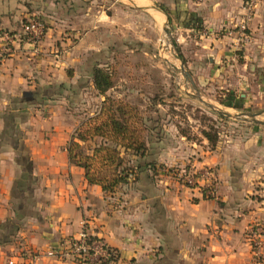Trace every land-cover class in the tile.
<instances>
[{
  "label": "crops",
  "instance_id": "1",
  "mask_svg": "<svg viewBox=\"0 0 264 264\" xmlns=\"http://www.w3.org/2000/svg\"><path fill=\"white\" fill-rule=\"evenodd\" d=\"M96 1L0 0V46L1 35L19 33L25 20L45 23L37 46L9 43L0 64V264H77L44 253L82 222L117 253L110 264H264V247L253 250L247 235L257 224L264 230V142L252 128L212 149L176 127L153 129L136 181L113 196L68 161L78 124L71 107L94 91L103 51L97 27L111 17L110 7L92 8ZM146 1L164 5L181 51L190 34L199 36L189 64L195 84L249 96L252 77L264 70V0H250L242 62L231 30L248 0ZM173 167L212 169V198L182 187L167 173Z\"/></svg>",
  "mask_w": 264,
  "mask_h": 264
},
{
  "label": "rangeland",
  "instance_id": "2",
  "mask_svg": "<svg viewBox=\"0 0 264 264\" xmlns=\"http://www.w3.org/2000/svg\"><path fill=\"white\" fill-rule=\"evenodd\" d=\"M135 6L161 7L162 9L164 7V5L154 2L151 4L146 0H97L92 8H111L108 12L105 10L111 16L108 25H106L108 22L106 19V22L100 23L97 27L103 51H101L99 59L100 65L96 68L109 73L113 81V87L107 91L106 95L135 108L141 118L143 141L150 139L154 134L157 135L153 129L172 126L180 131L179 134L182 132L183 137L197 144L205 139L202 132H208L211 136L216 137V145L219 140L245 138L249 132L252 133V128L256 131L257 136H254L258 138L259 145H262L264 125L253 123L249 121L248 117L234 120L218 116L191 95L199 96L206 103L231 115L258 114L256 120L264 122V70L256 72L252 77L249 96H246L247 102L246 98H240L237 94L230 95L224 90L220 91L207 84H195L191 74L195 73V70L191 69L189 64L190 56L193 55L191 51L195 47L193 41L197 40L199 36L192 37L190 34L187 41L191 43L181 51L179 41H177L178 36L170 20L167 29L171 34V39L162 28L165 23L164 17L161 18L155 11ZM253 10L250 18L254 14ZM232 31L236 34V28ZM245 32L250 33L249 30ZM245 43L247 42H240L235 47L234 55L237 62H242L241 57L244 51L242 44ZM189 52H191L190 55L186 54ZM184 72L191 76L196 87L195 90L186 79ZM260 77L261 79H259ZM102 100L103 98L95 90H88L81 99L74 102L71 113L78 122L76 128L83 120L93 117L97 113ZM229 103L239 104L242 108L234 109L227 105ZM208 146L210 147L209 144ZM126 159L139 174L140 170L136 168L137 166L142 167L141 158L126 156ZM181 170L200 172L205 168L200 171L186 167H173L168 171L166 169L167 173L182 187L191 189L176 178V172ZM209 170L214 175L210 193L213 194L216 183L215 173L212 169ZM260 182L263 184L259 185V188L264 191V180Z\"/></svg>",
  "mask_w": 264,
  "mask_h": 264
},
{
  "label": "trees",
  "instance_id": "3",
  "mask_svg": "<svg viewBox=\"0 0 264 264\" xmlns=\"http://www.w3.org/2000/svg\"><path fill=\"white\" fill-rule=\"evenodd\" d=\"M162 10L167 14L164 8ZM92 82L94 90L103 100L97 113L83 120L71 135L66 145L67 157L72 165L83 170L88 185H96L105 196H113L123 186L135 182L138 176V171L129 165L126 156L142 158L147 147L141 137V118L135 108L106 95L113 87L111 75L95 68ZM227 105L234 109L242 108L239 104ZM202 136L211 149L214 148L216 137L204 131ZM144 167H149L153 173L157 170L155 164ZM141 168L137 166L136 169ZM194 190L207 199L212 198L206 188L197 187ZM108 249L110 258L107 264L117 259V253L110 247Z\"/></svg>",
  "mask_w": 264,
  "mask_h": 264
},
{
  "label": "built area",
  "instance_id": "4",
  "mask_svg": "<svg viewBox=\"0 0 264 264\" xmlns=\"http://www.w3.org/2000/svg\"><path fill=\"white\" fill-rule=\"evenodd\" d=\"M254 8L252 1L245 2L243 9L244 15L236 28V45L240 42H248L249 34L247 24L250 20V14ZM45 34V23L38 17L29 18L26 23L22 24L19 33L14 36L8 32L1 35L2 45L0 46V64L4 60L8 51V44L14 41H21L37 46ZM176 178L185 183L191 189L206 188L207 193L212 191V184L214 183V175L211 170L205 168L200 172L178 171L175 174ZM248 238L250 245L256 252L264 247V230L260 225H255L248 230ZM45 256L53 258L58 261H69L77 264H107L110 258L109 249L105 241L97 235H93L85 227L82 222L81 230L73 236H66L61 238L55 248L48 249ZM30 259L36 258L30 256ZM110 264V263H108Z\"/></svg>",
  "mask_w": 264,
  "mask_h": 264
},
{
  "label": "water",
  "instance_id": "5",
  "mask_svg": "<svg viewBox=\"0 0 264 264\" xmlns=\"http://www.w3.org/2000/svg\"><path fill=\"white\" fill-rule=\"evenodd\" d=\"M135 7L136 8H142V9H145V10H152V11H155L157 13L162 14L163 17H164V19H165V23L162 26L163 31L171 39V34L168 31V29H167V25H168V22H169L168 15L162 10L161 7H152V6H147V7L146 6H135ZM184 74H185L186 79L190 82V84L192 85L193 89L195 90L196 87H195V84H194L191 76L187 72H184ZM191 97H193L195 100H197L198 102H200L201 104H203L206 108H208V109L212 110L213 112H215L218 116H221V117H224V118H227V119H234V120H240L243 117H248L250 119L249 121H251V122H253V123L257 124V125H261V126L264 125V122L259 121V120H256V116L258 114H253V113H239V114H236V115H231L229 113L222 112V111L218 110L215 106H213V105H211L209 103H206L199 96H192L191 95Z\"/></svg>",
  "mask_w": 264,
  "mask_h": 264
},
{
  "label": "bare ground",
  "instance_id": "6",
  "mask_svg": "<svg viewBox=\"0 0 264 264\" xmlns=\"http://www.w3.org/2000/svg\"><path fill=\"white\" fill-rule=\"evenodd\" d=\"M157 14H159V13H157ZM160 16H161V18H162V15L161 14H159Z\"/></svg>",
  "mask_w": 264,
  "mask_h": 264
}]
</instances>
